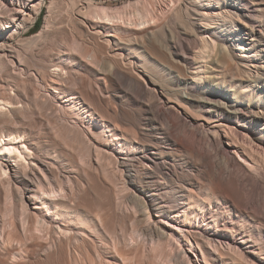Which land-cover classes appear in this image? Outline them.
<instances>
[{
	"label": "rangeland",
	"instance_id": "1",
	"mask_svg": "<svg viewBox=\"0 0 264 264\" xmlns=\"http://www.w3.org/2000/svg\"><path fill=\"white\" fill-rule=\"evenodd\" d=\"M48 1L50 0H43L42 9L37 18L31 25H28L25 31L21 32L20 39L24 43L15 47L14 54L0 57V93L3 92V95L8 99L13 96L12 101L17 102V104L14 102L16 106L22 107L21 113L11 111L10 106H5L7 109L3 107L2 110L4 112L5 109L6 114L4 112L5 120L0 123V132L8 131V128L10 131L24 132L25 130L26 141L29 140L30 146H32L30 151L38 155L40 153V156H47L53 165H51L50 171L52 174H46V176L38 172L41 183L36 184L37 188H34L39 196L49 197L46 201L48 205L45 207L40 204V198L38 201L36 198L27 199L30 200L29 206L28 208L23 207L21 199L19 200L17 196L21 192L23 182H13L7 176L0 175V264H204L197 248V241L203 243L198 234L190 235L192 242L190 245L182 240L177 231L163 225L166 221L179 229H191L198 233L201 229L207 228L202 224L206 217L201 216L200 213L193 216L189 213H185V215L181 210L178 211L177 216L173 214L175 212L169 213V215H160L151 208L147 199L146 205L140 207L132 202V186L128 181L127 166L121 164V154L127 149L128 152L137 151L135 140H137L138 132L131 125L125 124L127 130L125 125L123 126L122 123L119 125L120 122L116 121L117 115L120 114V106L126 104V98L123 97L124 95L117 96L112 89L108 88L107 79H102L104 75L98 80L95 78L90 70L98 68L97 66H101V63H86L89 53L87 55L85 50L87 51L90 47L88 46L90 40H86L89 39V31L85 32L87 30L85 25L88 24L79 23L77 11L81 8L80 11L85 12L88 5L87 0H55L51 12L47 13ZM91 1L96 2L92 3L93 6H102V1H108V6L113 8L122 7L127 2L126 0ZM99 1L101 3L98 4ZM153 1L158 4L154 3V8L162 19L175 15L177 25H180V21H188L183 9L180 12L175 11L181 0H174V5L170 4L168 0L165 1L167 4L161 0ZM210 1L211 3L214 1L212 4L217 6H223L226 1L231 0ZM253 2L254 5L264 10V0H253ZM129 9L131 10V8ZM2 10L7 9L0 5V25L5 21V19L1 20ZM129 11H126L125 14L121 11L123 16L116 13L115 18L119 21L115 19L117 22L114 21V24L121 31L136 27L132 23L136 17L131 11V18ZM147 11L144 14L149 18L154 12L153 10L151 12L150 7L147 8ZM148 13H150L149 16H147ZM126 14L129 15L130 20ZM117 16L123 17V19ZM259 19L257 29H260V33L263 35L255 33V31L253 34V31L241 26L236 19L231 20L232 25L231 23L225 25L230 30L238 25L241 34L254 39L253 44H255V46L252 45L254 47L241 50L237 49L236 45H230L234 56V60L230 61L231 65H234V77L226 74L220 62L217 61L221 54L220 49L217 50V43L213 55L207 56L206 59L205 54L204 58L192 61L194 62L192 65L194 71L192 70V72L195 74V92H201L207 86L203 91L219 90L224 92L228 98L231 95L230 99L234 97L240 102L251 99L260 107H264V78L254 83L250 81L252 78L250 73L256 69L254 66H250V60L260 61L259 63L264 61V15ZM36 21L39 22V28L34 26ZM126 23L129 24L128 27H126ZM131 23L133 26L130 25ZM142 25H140L141 27L138 25L137 28L142 29ZM177 25L176 27L179 26ZM213 29L219 30V28ZM202 35L209 40V32L202 33ZM98 37L96 40L100 41V36ZM29 38L31 39L29 40ZM135 48L136 50L133 51H136L140 58L147 60L145 52L147 47L144 46L145 50L143 47L135 46ZM124 53L126 54V52ZM125 54L122 56L123 58L120 57V60L126 63ZM89 58L91 59L90 56ZM48 63H53L61 68V72H59L61 77L60 74L52 73L50 75L51 73H48L49 67L42 65H48ZM100 66L99 68H102ZM235 66L241 68L238 69ZM158 69L160 68L157 67L156 70ZM238 70L242 71L238 72ZM158 73L159 76L161 74L165 82H169L166 72L160 70ZM198 75L201 79L198 78ZM213 78L214 80H211ZM54 81H57L58 84H55ZM217 86L219 87L217 88ZM54 88L59 89V92ZM233 92L239 93L234 95ZM109 121L111 124H108ZM226 123L233 126L231 128L233 131H243L252 137L256 136L262 139L260 142L254 137V141L256 140L258 144L256 146L245 135L240 134L238 139L233 137L235 139L233 142L238 146L236 158L246 161L244 165H247L245 166L251 175L264 182V129H262L263 132L260 131L261 129L255 130V133L250 132V123L242 122L244 125H238V121L234 117ZM121 126L125 128H120ZM130 128L133 130L131 131ZM122 129L131 131L133 134L131 132L126 134L128 132H124ZM225 130L229 131L227 128ZM116 131L117 133H115ZM222 133L221 131L222 138L226 140ZM121 134L125 138L128 136L127 148L122 143L124 140H122ZM186 168H192L191 162H186ZM24 170L25 166L20 167L19 171L20 174L23 173V176L25 175ZM254 200L258 201L257 195ZM64 202L65 205L68 204L66 208L65 205L61 206ZM256 206L263 207L260 210L264 211V203ZM34 212H36L35 215ZM36 215L39 216L38 219ZM99 215L103 217V220ZM261 217L257 221H255L256 218L253 219L257 224H260V227L253 228L252 233L264 246V225L261 222ZM241 218L248 220L247 214H243ZM206 230L212 231L213 229L207 228ZM248 243L253 248L251 249L252 255L243 264H264V258H261L258 246L252 244L253 242ZM244 246L246 245L244 244ZM262 255L264 256V254ZM228 262L227 264H242V262L234 263L233 259L232 263L229 260ZM211 263L223 264L221 259L215 262L209 260V264Z\"/></svg>",
	"mask_w": 264,
	"mask_h": 264
},
{
	"label": "bare ground",
	"instance_id": "2",
	"mask_svg": "<svg viewBox=\"0 0 264 264\" xmlns=\"http://www.w3.org/2000/svg\"><path fill=\"white\" fill-rule=\"evenodd\" d=\"M126 1L122 7L113 8L108 6V1H102V3L99 1L98 4L101 3L102 6L96 4V6H93L96 2L93 3L91 0H87V2L85 1L88 4L85 3L87 5L85 12L80 11L81 8L77 11L79 16L77 20L80 21L79 23L88 24L85 25L87 27L85 32L89 31V39H86L87 37L85 39L90 40L88 42L90 47L88 49L86 47L87 51L85 50V52H87V55L89 53L91 59L89 56L88 59L91 62H88L87 59L86 63H101L102 66V68H99L100 65H98L99 69L92 68L90 71L93 72L97 80L104 75L102 79H107L105 80L108 81V88L112 89L117 96L124 95L123 97L126 98V104L120 106V114L117 115L116 121L120 122L119 125L121 123L123 126L125 124L131 125L138 132L137 140H135L137 151L134 148L136 152H128L127 149L126 152L120 153L122 155L121 164H125L128 169V181L132 186L131 199L133 204L137 207L146 205L147 199L151 208L160 215H169V213L175 212L173 214L177 216L178 211L181 210L183 214L189 213L193 216L200 213L201 216L206 217L202 224L213 229L212 231L206 230L207 228L201 229L198 233L191 229L182 230L170 222L163 221L165 223L163 226L173 229L175 232L177 231L182 240L190 245H192L190 235L198 234L201 237L203 243L197 241V248L204 264H209V260L215 262L220 259L223 264L229 263L228 260L232 263V259L235 261L234 263L242 262L243 264L252 255L251 249L253 248L248 242L257 245L258 252H261V258H264L262 255L264 254L262 253L264 246L252 233L253 228L260 227V224L255 222L260 216H262L261 222L264 225V211L260 210L263 207L256 206L264 203V182L251 175L246 168L247 165H244L246 161L236 158L238 146L237 143H234L235 139L233 137L238 139L240 134L245 135L256 146L258 144L256 140L254 141V137L260 142H262V139L256 136L252 137L243 131H233L231 130L233 126L231 127L226 123L234 117V119H237L238 125H244L242 122L250 123V132L255 133V130L258 131L259 129L262 131L264 129V107H260L251 99L243 102L234 97L230 99L231 95L228 98L224 92L219 90L203 91L207 86L197 93L194 89L195 74L192 72V65L195 60L204 58L205 54L206 59L207 56L213 55L217 43V50L220 49L221 51L217 61L220 62L226 74L234 77V65L232 66L230 62L234 60V56L230 45H236L237 49L241 50L254 47L255 44H253L254 39L241 34L238 25L235 28L230 26L231 30L225 25L229 23L232 25L231 20L236 19L241 26L253 31V34L255 31V33L258 32L263 35V33H260L261 30L257 28L258 22H260L259 18L264 15V10L254 5L253 0H231L226 1L223 6L212 4L214 1L211 3L210 0H206V2L205 0H181V3L178 2L180 5L175 11L180 12L183 9L188 21L179 20L180 25L178 24V26L175 15L163 19L157 15L154 8L157 3L153 0V2L151 0ZM161 1L165 4L167 0ZM168 2L172 5L175 3L174 0H168ZM54 3L55 0L48 1L46 5L47 13L51 12ZM0 5L7 9L2 10L1 20L5 19V21L0 25V57L3 55L5 57V55L14 54L13 50L16 46H21L23 42L20 39L21 32L25 31L28 25H31L37 18L42 9L43 0H0ZM149 7L151 12L153 10L154 13L147 18L144 13ZM125 10L129 11V14L132 11L136 17V20L134 18V22H132L136 27L121 31L115 27L114 21L117 19L115 18L116 13L121 15ZM260 10H263V12H260ZM127 16L129 19L131 14L130 17ZM117 17L123 19V17ZM117 20L119 21V19ZM132 23L131 26H133ZM142 24H145V26ZM138 25L139 27L142 25L143 28H137ZM128 26L129 24L126 27ZM212 27L219 28V30L216 31ZM208 32L210 35L209 40L202 35V33L207 34ZM34 35L36 37V34ZM98 36H100V41L96 40ZM135 46L143 47L144 50V46L147 47L145 51L147 60L140 58L136 51H133L136 50ZM124 54L126 55V58H124L126 63L120 60V57L123 58ZM250 61V66L256 68L251 73L249 71L252 76L250 81L253 83L258 82L264 78V61L262 63L253 61V59ZM46 64L42 65H44L43 67H49L50 71L48 70V73H51L50 75L56 73L60 74L61 77V73H59L61 68L53 63ZM198 64L200 65V63ZM157 67L160 69L156 70ZM239 68L241 67L239 66ZM160 70L167 73L168 83L162 79L161 74L159 76L158 72ZM240 71L242 70H238V72ZM198 78L201 79L199 75ZM59 79L63 80L62 78ZM211 80H214V78ZM54 82L58 84L57 81ZM59 89H56V91L59 92ZM236 93L233 92L234 95ZM3 94V92L0 93V123L5 120L6 111L4 109V114L3 107L10 106L11 111L15 113L22 112H20L22 107H17V102L14 99L12 101L13 96L8 99ZM110 122L108 124H111ZM259 125L260 128H258ZM120 128L125 127L121 126ZM225 128L229 131H226ZM130 129L133 130V128ZM136 130L134 131L136 132ZM218 130L224 133L223 137L228 141L222 138L221 131ZM126 131L124 130V132ZM24 132L10 131L9 128L8 131L0 132V175L7 176L13 182H23V184L21 183L23 190L21 189L20 194L17 195L19 200L21 199L23 207L28 208V202L32 200L30 198H36L37 201L40 198V204L45 207L48 205L46 201L49 197L39 196L34 188L36 184L41 183L38 172L48 175L51 173L53 165L47 156H40V153L38 155L30 151L32 146H30L29 140H27L29 143L26 141V133ZM127 132L126 134L130 133ZM120 136L124 140L122 143L127 148V144H129L127 142L128 136L126 138L122 134ZM186 162H191L192 168H186ZM22 166H25L24 176L19 171ZM256 195L257 202L254 200ZM63 205H65V202L61 204V206ZM185 206L187 207L184 208ZM68 208L67 210L70 209ZM243 214H247L248 220L247 218H241ZM100 217L103 220V217ZM220 221H222L221 224ZM37 222L39 223V220ZM238 238L241 240H238Z\"/></svg>",
	"mask_w": 264,
	"mask_h": 264
},
{
	"label": "trees",
	"instance_id": "3",
	"mask_svg": "<svg viewBox=\"0 0 264 264\" xmlns=\"http://www.w3.org/2000/svg\"><path fill=\"white\" fill-rule=\"evenodd\" d=\"M34 26L36 27V28H39V22H35V24H34Z\"/></svg>",
	"mask_w": 264,
	"mask_h": 264
}]
</instances>
